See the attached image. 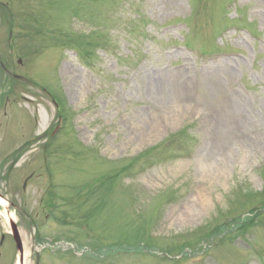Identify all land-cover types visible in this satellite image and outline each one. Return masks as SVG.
<instances>
[{"label":"rangeland","instance_id":"rangeland-1","mask_svg":"<svg viewBox=\"0 0 264 264\" xmlns=\"http://www.w3.org/2000/svg\"><path fill=\"white\" fill-rule=\"evenodd\" d=\"M0 50L25 264H264V0H0Z\"/></svg>","mask_w":264,"mask_h":264},{"label":"flooded vegetation","instance_id":"flooded-vegetation-1","mask_svg":"<svg viewBox=\"0 0 264 264\" xmlns=\"http://www.w3.org/2000/svg\"><path fill=\"white\" fill-rule=\"evenodd\" d=\"M9 49V48H8ZM8 60H6V61H3V62H1L2 64H0V67H1V69L4 71V73H6L7 75H11L15 80L16 79H18L19 80V78L17 77V78H15V75H13V74H11L10 73V70L11 71H13L12 70V67H13V61H12V58L11 57H9V58H7ZM10 59V60H9ZM17 63L18 64H21V61L20 60H17ZM23 79H21V81H22ZM0 238H1V242H0V244H2V240L4 241V236L3 235H1L0 234ZM22 253V252H21Z\"/></svg>","mask_w":264,"mask_h":264},{"label":"bare ground","instance_id":"bare-ground-1","mask_svg":"<svg viewBox=\"0 0 264 264\" xmlns=\"http://www.w3.org/2000/svg\"><path fill=\"white\" fill-rule=\"evenodd\" d=\"M3 204L4 202L0 199V204ZM0 217L4 219V221H8L9 219L13 220V217L10 213L0 211Z\"/></svg>","mask_w":264,"mask_h":264},{"label":"water","instance_id":"water-1","mask_svg":"<svg viewBox=\"0 0 264 264\" xmlns=\"http://www.w3.org/2000/svg\"><path fill=\"white\" fill-rule=\"evenodd\" d=\"M11 227H13V225H12V224H11ZM12 231H13V233H15V230H14V229H13ZM14 237H15V241H16V243H17V244H19V243H18V238H17V235H16V233L14 234Z\"/></svg>","mask_w":264,"mask_h":264}]
</instances>
